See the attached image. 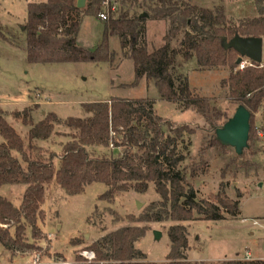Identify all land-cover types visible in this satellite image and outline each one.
<instances>
[{
	"label": "trees",
	"instance_id": "obj_1",
	"mask_svg": "<svg viewBox=\"0 0 264 264\" xmlns=\"http://www.w3.org/2000/svg\"><path fill=\"white\" fill-rule=\"evenodd\" d=\"M76 1L45 0L26 5L21 33L28 64L112 63L115 53L109 50L108 40L116 37L121 57L133 64L131 85L136 86L142 78L152 81L160 100L180 111L191 110L199 115L205 130L212 134L210 146H221L213 134L228 118L212 99L194 93L186 75L178 70L192 60L199 69L226 67L228 73L220 88L225 90L228 103L243 106L250 113L248 142L256 136L254 117L264 108V66L252 63L238 70L236 53L224 50L222 39L230 40L234 35L263 38L264 6H258L256 17L235 27L226 23L222 10L212 13L195 6H181L173 0H84L82 8H77ZM100 13H106L105 21L98 19ZM141 14L152 21L168 22L164 44L151 51L144 42L146 18L140 17ZM84 16L97 18L103 27L100 41L92 51L76 43ZM180 32L183 33L180 49H172L170 41ZM82 105L84 118L63 121L49 113L34 124L28 109L21 114L13 113L14 119H21L22 125L29 128L26 145L0 109V187L25 186L18 208L0 197V226H5L0 227V245L10 254L33 249L25 242L24 234L29 228L31 239L40 236L36 223L43 218L45 188L51 183L69 196L82 193L90 184H103L107 190L99 197L102 201L129 190L144 194L149 184H153L159 201L148 207L138 223L217 222L237 217L238 200L227 199L222 191L213 197L215 202L197 197L191 181L201 171V162L180 168L185 160L183 150L189 143L182 149L178 145L184 143V135L194 134L189 126H175L162 120L154 113V102L147 99L113 98ZM58 125L69 131V140L58 143V155L51 153L45 157L36 143L49 140ZM109 147L120 149V155L96 152ZM55 159L57 168L53 164ZM11 228L13 235L9 233ZM144 234L145 230L137 226L119 228L87 248L94 254L92 261L77 256L73 264H204L186 261L183 253L188 250V243L184 226L168 228L169 253L162 263L146 262L145 254L135 248ZM212 264H264V261L224 260Z\"/></svg>",
	"mask_w": 264,
	"mask_h": 264
},
{
	"label": "rangeland",
	"instance_id": "obj_2",
	"mask_svg": "<svg viewBox=\"0 0 264 264\" xmlns=\"http://www.w3.org/2000/svg\"><path fill=\"white\" fill-rule=\"evenodd\" d=\"M44 1L0 0V109L24 145L27 144L28 127H23L21 119L13 118L15 112L21 114L26 109L30 112L35 110L34 120L37 122L49 113L63 121L66 118H84L82 104L113 98L147 99L154 102V113L162 120L175 126L187 125L194 131L191 136L184 135V143H180L178 149L189 143L188 148L183 150L185 160L180 168L201 162L202 166H197L201 171L191 181L197 197L215 202L213 197L222 191L227 199L238 200L239 214L235 218L226 217L217 222L138 223L148 207L159 201L153 184H149L144 194L129 190L116 194L111 200L102 201L99 197L107 190L103 184H90L82 193L69 196L55 183H51L45 188L41 206L43 218L36 223L40 236L36 240L31 239L29 228L24 234L25 242L33 249L10 254L0 245V264H32L35 259H38L37 264H73L79 254L91 252L87 248L99 238L129 226L145 230L144 236L135 244V248L145 254V261L162 263L169 253L166 232L174 225L186 228L188 250L183 254L187 262L212 264L224 260L264 261V139L257 135L258 131L264 130V108L254 117L256 136L248 142L247 149L237 156L230 147L210 146L212 134L205 130L202 118L191 110L180 111L174 105L160 100L152 81L142 78L136 86L131 85L134 80L133 64L121 57L116 37L108 40L109 49L115 53L112 63L28 64L21 33L26 5ZM173 1L181 6H195L212 13L222 10L226 23L235 27L256 17L258 6H264V0H260V4L257 0ZM102 29L97 18L84 16L77 43L85 49L95 47L100 41ZM144 29V42L149 51L164 44L163 37L168 31L166 20L152 21L146 18ZM182 39L183 33L180 32L170 41V47L180 49ZM262 40L264 60V37ZM176 62L181 63L180 57H177ZM178 71L186 75L194 93L212 99L227 118L232 116L236 106L227 102L226 92L220 88L221 80L228 73L226 67L199 69L192 60ZM24 102L26 104L23 105ZM40 111L44 112L42 118L39 117ZM68 132L62 125L54 126L50 139L37 142V146L43 149L45 157L51 153L58 155V143L69 140ZM96 152L99 155L112 153L118 156L121 150L109 147L97 149ZM53 164L57 168V159ZM24 191V185H4L0 187V197L18 208ZM253 222L257 225L254 226ZM0 227L5 229V226ZM13 231V228L9 229L11 235ZM154 232L160 233L158 239H155Z\"/></svg>",
	"mask_w": 264,
	"mask_h": 264
},
{
	"label": "water",
	"instance_id": "obj_3",
	"mask_svg": "<svg viewBox=\"0 0 264 264\" xmlns=\"http://www.w3.org/2000/svg\"><path fill=\"white\" fill-rule=\"evenodd\" d=\"M77 8L84 6V0L76 1ZM140 17L147 18L146 14ZM224 50H233L237 59L235 64L238 66L242 59H247L254 64H261L263 61V40L260 37H240L234 35L230 40L222 39ZM250 113L243 106L236 107L230 118L221 127L214 131L215 140L223 147H230L237 156L248 147L250 130ZM155 239L160 237V233L154 232Z\"/></svg>",
	"mask_w": 264,
	"mask_h": 264
},
{
	"label": "built area",
	"instance_id": "obj_4",
	"mask_svg": "<svg viewBox=\"0 0 264 264\" xmlns=\"http://www.w3.org/2000/svg\"><path fill=\"white\" fill-rule=\"evenodd\" d=\"M104 7L107 8V2L104 3ZM98 19L100 21H105L107 19V15L106 13H100L98 15ZM260 67L264 66L263 61L261 62V64H259ZM246 66H252V62H250L247 59H242V61L240 62V64L238 65V70H242L244 67ZM257 135L259 138L264 139V130H260L257 132ZM253 225L256 226L257 223L253 222ZM80 257H82L83 259L87 260L88 262L92 261L94 259V254L92 252H83L81 254H79ZM38 259H35L32 264H37Z\"/></svg>",
	"mask_w": 264,
	"mask_h": 264
},
{
	"label": "crops",
	"instance_id": "obj_5",
	"mask_svg": "<svg viewBox=\"0 0 264 264\" xmlns=\"http://www.w3.org/2000/svg\"><path fill=\"white\" fill-rule=\"evenodd\" d=\"M24 21H25V20H23V22H24ZM110 38H111V37H110ZM110 38H109V39H110ZM98 42H99V41H98ZM98 42H97V44H98ZM76 43H77V37H76ZM108 43H109V42H108ZM97 44L95 45V47L97 46ZM77 45H78L79 47H82V46H80L78 43H77ZM95 47H90V49H86V50L92 51ZM82 48H83V47H82ZM84 49H85V47H84ZM119 49H120V48H119ZM109 50H110V49H109ZM110 51H111V50H110ZM112 52H113V51H112ZM103 102H108V100H105V101H103ZM22 104L24 105V104H26V102H24V103H22ZM28 104H29V103H28ZM34 104L37 105V103H34ZM34 111H35V110H34ZM34 111L31 112V119H32L33 123L35 124V122H37V121L34 120V113H35ZM43 114H44V112H41V111H40V112H39V115H40L39 117L42 118V115H43ZM41 120H42V119H39L38 122L41 121ZM9 125L12 127L11 123H9ZM23 127H24V126H23ZM28 130H29V128H28ZM28 130H27V132H28ZM38 142H39V141H38ZM41 142H42V141H41ZM36 144H37V143H36Z\"/></svg>",
	"mask_w": 264,
	"mask_h": 264
}]
</instances>
